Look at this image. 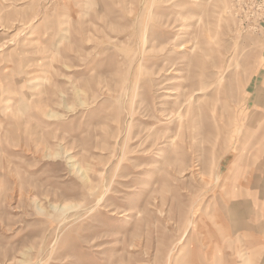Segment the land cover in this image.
<instances>
[{"label":"rangeland","instance_id":"rangeland-1","mask_svg":"<svg viewBox=\"0 0 264 264\" xmlns=\"http://www.w3.org/2000/svg\"><path fill=\"white\" fill-rule=\"evenodd\" d=\"M0 264H264V0H0Z\"/></svg>","mask_w":264,"mask_h":264}]
</instances>
